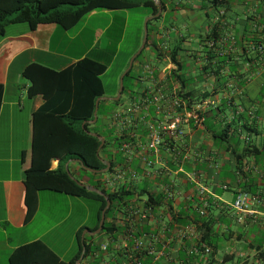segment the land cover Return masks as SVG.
Segmentation results:
<instances>
[{"label": "crops", "instance_id": "obj_1", "mask_svg": "<svg viewBox=\"0 0 264 264\" xmlns=\"http://www.w3.org/2000/svg\"><path fill=\"white\" fill-rule=\"evenodd\" d=\"M162 2L163 7L161 5L160 14L156 16L158 18L154 17L150 5L134 7L143 8L139 11L136 37L128 58L141 45L144 18L153 16L149 19L153 20L149 24L147 46L132 64L133 83L127 86L119 98L123 99L131 90H140L151 84L148 77H137L146 63L155 67L156 74L160 70L168 69L170 73L176 69L177 65L170 57L176 49L175 58L181 66L178 74L184 80L191 78L186 89L193 91L195 99L206 91H216L215 97L224 94L231 98L225 106L222 105L225 109L218 111L211 121L215 126L231 123L230 131L219 141L212 137V132L204 124L199 127L187 125L182 138L185 158L180 161L183 172L178 174H175L177 166L171 163L168 152L163 147L159 156L150 154L148 158L154 162L163 157L168 161L167 169L161 168L162 164L157 163L153 167L148 166L136 154L131 163V178L126 177L120 181L126 183L133 193L128 199L125 198L124 205L116 206L107 215L105 227L102 225L99 231L98 227L94 229L99 224L100 202L89 198L97 201L95 221L88 223V213H83L73 224L72 236L67 246L54 247L48 235L70 218L74 201L83 203V198L50 189L39 190L37 209L26 221L24 176L25 170L31 165L33 154V113L39 109L66 112L64 106H68L69 99L66 95H54L49 99L41 93L29 95L30 81L23 75V69L32 63H38L54 70H62L84 57H90L106 64V69L100 74L101 78L123 40L129 8L91 11L70 28L51 22L40 23L31 30L25 22L9 23L5 27L4 36L0 37V264H9L8 257L14 248L35 240L44 242L65 264H264V66L249 65L239 60L236 64L237 71H232L229 64L224 63L219 74H234L235 78L226 77L223 82L212 73L213 75L201 80L199 66L204 62L201 50L207 42L204 37L214 14L206 0ZM231 6L227 19L223 21L225 35L221 45L232 57L241 59L239 56L242 53L235 41H240L245 23L249 24L244 19L245 14L263 19L264 23V1L233 0ZM102 15L105 16V21L102 25L95 23L93 39H89L86 35L88 21L93 18L99 20ZM102 37H105L103 48H98L92 54V42H98ZM123 69L124 67L118 72V88ZM116 94L117 92L115 96ZM115 96L102 100L115 101ZM208 98L211 96L206 99ZM221 102L222 100L219 104ZM195 104L201 103L198 101ZM239 110L247 114L248 120L238 118ZM108 116L100 118V125L97 127L101 132L110 130L107 127ZM96 120L89 123L94 124ZM246 123L250 129L241 126ZM40 140L39 135L38 141ZM243 151L244 158L238 161L235 155L242 154ZM107 152L114 154L115 150L107 145L100 154L102 162H109L105 157ZM116 158L114 156L115 160ZM119 159L120 162L117 161L115 167L123 165L121 155ZM58 163L59 159L52 158L49 168L56 169ZM80 165L81 162L76 159H68L64 167L78 172ZM107 167L106 165L102 171H106ZM156 167L161 168L159 173L164 174L163 179L158 174L154 175ZM112 172L99 179L107 188L123 184L109 183ZM89 179L84 176L79 181L88 184ZM171 180L175 181L176 193L173 198H168L163 187ZM242 190L256 196L250 213L238 212L232 206L237 193ZM59 200L67 203L61 211L54 206L44 207L48 201ZM147 207L152 209V216L146 221H136L135 234L142 236L158 233V247L163 249L159 258L145 253L135 256V253L128 254L122 248L127 243L124 234L128 225V213L130 210L138 213ZM203 218L207 221L204 226L201 221H197ZM97 234L100 237L96 242L94 236ZM203 234L206 237L203 242L210 246V253L196 248L198 239L201 240ZM207 241H211V245ZM106 242L109 244L107 251L100 252L101 244ZM85 244H89L90 251L84 256ZM80 251L81 254L77 257Z\"/></svg>", "mask_w": 264, "mask_h": 264}, {"label": "trees", "instance_id": "obj_2", "mask_svg": "<svg viewBox=\"0 0 264 264\" xmlns=\"http://www.w3.org/2000/svg\"><path fill=\"white\" fill-rule=\"evenodd\" d=\"M232 1L233 0H206L214 16L205 33L204 40L207 42L203 45V49L201 50L204 54V62L199 66V77L202 76L201 80L213 74L223 82L226 80V77L235 78L236 76L234 74L226 76L219 74L221 65L224 63H228L229 69L232 71H237L236 64H238L239 60L249 65L256 66L259 64L264 66L263 19L261 20L254 18L253 15L245 14L244 19L249 24L245 23L240 41H235L236 47L241 50L242 54L239 56L241 59L232 57L229 52L224 50V46L221 45L222 38L225 35L223 21L227 19V13L232 8ZM263 1L264 0H258L256 2L263 3ZM160 3L163 7L162 0H160ZM139 5H150L152 7V13L155 14L157 12V5L154 0H0V37L5 34L6 25L12 22H25L31 30L35 29L40 23L51 22L63 28H70L91 11L101 9H126ZM152 20L153 19L149 20L147 23V39L145 45L133 62L139 59L147 46L150 30L149 24ZM175 53L176 49L172 52L170 57L173 63L177 65V68L167 75V86L173 84L178 86L179 90L182 92L181 96L186 101V106L188 108L196 105L195 103H198V101L202 103L208 96L215 97L214 94H216V91H206L195 99L193 91L186 89V86L191 82V78L190 80H184L178 74L181 66L179 61L175 58ZM105 69L106 64L90 57H84L75 64L62 70H54L38 63H32L23 69V75L30 81L28 89L29 95L41 93L46 99L54 95H66L69 99L68 106H64V109H67L66 112L57 113L46 109H39L33 113V154L31 165L25 170L24 176L25 203L27 206L26 221L34 215L38 205L37 192L42 189H50L70 195L99 200V219L100 211L106 205L105 198L102 195L88 191L84 186L77 184L74 180L69 178L64 167L68 159H80L82 165L99 171L90 172L80 165V168L84 170L90 178L87 183L102 190L110 199V205L105 212L103 228L105 227L107 215L112 212L116 206L124 205L126 203L125 198L128 199L133 193L126 183L117 187L107 188L99 182L102 175L113 171L117 161L120 162L119 158L121 155L117 150L118 144L116 137L111 136V131L101 132L97 127L100 125L98 111L104 102L103 100L99 101L98 104L96 122L94 124L89 123L94 117L96 99L105 95L100 78V74L103 73ZM131 71L132 67L123 78L124 87L122 93L127 89L124 81ZM240 81L242 82L243 78H241ZM230 99L231 98L224 94L220 97L217 96L218 102L214 106L205 107L201 112L204 126L212 132V137L219 141L230 131L229 126L231 123L215 126L211 121L216 117L218 111H223L225 109L222 105L225 106L228 101L230 102ZM120 100L121 97L113 102L117 104ZM220 100H222V102L219 104ZM112 110L113 109L109 110V114ZM237 113L239 114V119L244 118L248 120L245 112L239 110ZM83 121H86L84 126H82ZM241 126L245 129H250L247 123ZM86 131L97 132L104 137L105 142L99 150L100 140ZM39 135L41 138L40 142L38 141ZM46 137L47 141H45ZM107 145L113 147L115 153H105V157L109 160L110 166L107 167L106 171H102L106 168V165L101 161L100 154L105 151ZM245 151H243L242 154L235 155L238 161L244 158ZM114 156L117 157L116 160ZM52 158L59 159L56 169L49 168ZM197 221H201V225L203 226L207 224L204 218L202 220L198 219ZM97 227L96 225L94 229ZM207 228L209 227L207 226ZM201 236L202 241L206 239L205 234ZM198 242L196 248L200 251L201 249L198 248ZM207 243L211 245V241H207ZM89 251V244H85L83 255H87ZM201 251L203 252V250ZM80 254L81 251L78 253L77 257H79ZM136 255L139 254L135 253V256ZM8 262L9 264H65L60 260L58 255L41 240H35L14 248L9 254Z\"/></svg>", "mask_w": 264, "mask_h": 264}, {"label": "built area", "instance_id": "obj_3", "mask_svg": "<svg viewBox=\"0 0 264 264\" xmlns=\"http://www.w3.org/2000/svg\"><path fill=\"white\" fill-rule=\"evenodd\" d=\"M155 72L156 69L151 64L143 65L137 77L139 79L148 77L151 84L140 88V90L129 91L108 116L107 127L111 131V136L116 137L117 150L124 160L123 165L116 166L109 177L110 184L124 183L120 181L126 177L131 178L133 173L131 163L136 154H139L142 161L148 166L153 167L157 163L162 164L161 168L167 169L168 161L163 157L155 159L154 162L148 158L150 154L159 156L162 147L167 150L171 163L177 166L175 174L183 172L180 161L185 158L182 150L185 128L187 125L202 126V110L207 106H214L218 102L217 97L213 96L204 100L200 105L188 108L178 86L175 84L167 86L168 69L160 70L159 74ZM161 168L156 167L154 175L158 174L160 179H163L164 174L159 173ZM174 182L171 180L163 187V192L168 198L175 196ZM255 202L256 196L242 190L237 193L232 206L238 212L250 213L252 212L251 206ZM151 216L152 209L150 207L138 213L136 210H130L124 234L127 243L122 245L124 252L151 254L155 258H159L163 253V249L158 247L160 243L158 233L143 234L142 236L135 234L136 221H146ZM162 228L163 226L160 230ZM198 241V248L204 253L211 252L209 245L200 239ZM108 246V242L101 244L100 252L107 251Z\"/></svg>", "mask_w": 264, "mask_h": 264}, {"label": "rangeland", "instance_id": "obj_4", "mask_svg": "<svg viewBox=\"0 0 264 264\" xmlns=\"http://www.w3.org/2000/svg\"><path fill=\"white\" fill-rule=\"evenodd\" d=\"M143 7L139 8H134L132 7L131 9L129 8L128 10V16H127V24L124 30V36L122 42L118 45L117 52L115 57L113 58L112 62L110 63L107 71L105 74L101 76V81L104 87L105 91V97H110L112 95L115 96V93L117 92L118 89V72L124 67L123 71L127 68L131 56L135 54V52L128 58L129 56V51L130 48L132 47V44L134 42V39L136 37V24L139 18V11L142 10ZM103 17L99 20L97 19H91L87 23V32L86 35H88L89 39H93V28L95 23H99L100 25L103 24L105 21V16L102 15ZM140 19V18H139ZM146 18H144L145 20ZM138 28V27H137ZM105 44V37L100 38L98 42H92V54L98 49V48H103ZM137 51V50H136ZM122 71V72H123ZM133 74V69L130 72L128 76L125 78V85L130 86L133 83L132 80V75ZM115 103L113 101H104L102 106H100V109L98 111V117L101 118L102 116L109 115V110L113 109L115 107ZM68 171H70L71 175L77 179L78 181L82 179L84 176H88L84 170L79 169L78 172H75L74 169L68 167ZM84 175V176H83ZM83 198V203H78L77 201H74L73 204V212L70 218L65 222L60 224L59 227H57L55 230H53L49 235L48 239L52 241V245L57 248H64L67 246V242L70 240L72 236V228L74 222L78 220L79 216L82 215L83 213L87 212L88 213V223L92 224L95 221V205L97 204L96 200ZM66 202L59 200V202H53V201H48L46 202V205L44 206L45 208L49 207H56L58 208L59 211L63 210V208L66 207ZM100 235L97 234L94 236V241L99 240ZM6 264V263H5Z\"/></svg>", "mask_w": 264, "mask_h": 264}, {"label": "water", "instance_id": "obj_5", "mask_svg": "<svg viewBox=\"0 0 264 264\" xmlns=\"http://www.w3.org/2000/svg\"><path fill=\"white\" fill-rule=\"evenodd\" d=\"M154 2L156 3L157 5V12L154 14V17L158 16L160 14V11H161V4H160V1L159 0H154ZM153 17V16H150V17H147L145 20H144V24H143V38H142V42H141V45L140 47L138 48V50L136 51L135 54H133L128 62V66L127 68L124 70V72L121 74L120 78H119V88H118V91H117V94L116 96L113 98L114 100H117L119 98V96L121 95L122 91H123V78L125 76V74L129 71V69L132 67V64H133V61L134 59L136 58V56L140 53V51L142 50V48L144 47L145 45V42H146V39H147V23L149 21V19ZM106 97L102 96V97H99L96 99L95 101V108H94V117H93V120L91 121H95L96 118H97V110H98V104H99V101L102 100V99H105ZM84 123L82 124V126H84ZM87 133L93 135V136H96L99 140H100V145H99V148L98 150L100 149V147L104 144L105 140L102 136H100L99 134L97 133H93V132H90V131H86ZM78 162H81L80 159H76ZM107 166H109V163L108 161H103ZM82 165V164H81ZM84 169H86L87 171H90V172H99L97 170H94V169H91V168H88L84 165H82ZM67 172V175L69 176V178H71L72 180H74L77 184L81 185V186H84L88 191H91V192H94V193H97L99 195H102L105 200H106V205L105 207L100 211V218H99V224H98V228H97V231H99L101 228H102V225H103V222H104V217H105V212L106 210L108 209L109 205H110V199L107 197V195L100 189L92 186V185H89V184H84L80 181H78L77 179H75L69 172L68 170H66ZM84 250V248H83Z\"/></svg>", "mask_w": 264, "mask_h": 264}]
</instances>
